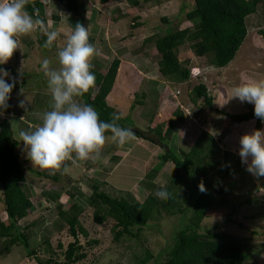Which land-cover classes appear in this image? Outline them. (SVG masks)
Masks as SVG:
<instances>
[{
	"label": "rangeland",
	"instance_id": "obj_1",
	"mask_svg": "<svg viewBox=\"0 0 264 264\" xmlns=\"http://www.w3.org/2000/svg\"><path fill=\"white\" fill-rule=\"evenodd\" d=\"M98 1L84 0L86 5L84 18L88 21L84 26L89 33V43L96 49V53L90 59L91 68L104 72L113 59L120 60L115 85L107 97V103L118 112L125 124L134 125L133 132L139 130V133L143 134L128 141L126 150L111 139H106L99 158L92 156L87 160L75 162L66 160L56 170L41 169L33 166L29 161L26 164L27 168L31 167L33 171L45 173L47 176L56 174L59 178L55 182L42 176H34L28 171L26 173L30 198L36 203L42 202L28 221L33 224L37 220L36 227L28 232L30 246L34 248L43 238H48L53 250L57 252V241L64 246L69 242L66 224L52 211L50 213L45 211L46 208L54 207L56 204L53 202L59 199L62 208L71 203L81 207L78 209L81 213L79 220L87 230L88 238L79 237L87 257L78 264H135L137 259L144 257L147 248L155 258L148 264H160L163 261L164 254L161 253L166 243L171 241L182 218L163 215L157 220L156 227L148 225L145 229L142 236L145 243L141 239L139 242L126 237L116 244L112 236L114 222L107 220L102 225H96L92 222L93 210L86 208L81 199L70 200L66 194L71 187H74L89 197L92 194V186L96 183L101 185L105 180L110 185L108 191L112 189L124 191L126 200L133 202L142 201L149 193L155 194L161 187L167 186L173 170L171 165L163 167L153 180L146 177L158 164L156 158L162 152L156 137L146 132L143 124L158 100L159 109L153 119L152 127L167 122L178 107L184 110L188 119L186 126L174 133L170 142L172 150L176 149L179 152L180 149H189L200 128L209 131L217 140L221 135L219 145L230 153L227 167L229 170H226L228 175L221 180L222 185L227 187L230 193L232 192L228 197L229 203L227 206L214 208L208 212L207 218L201 223L200 233H215L219 230L217 232L228 234L243 246L249 264H264V177L256 178L248 173L237 154L239 138L243 134L252 132L254 123H232L226 117L205 110L203 117L208 125L202 126L200 121L193 117L192 107L189 105L190 89L203 84L213 97L214 107L217 110L231 115L247 112L251 104L230 99L231 89L239 84L264 80V38L259 35L260 32H264V7H260L255 15L246 19L247 37L233 63L224 69L210 66L207 57H194L188 46L180 47L177 51L179 60L183 61V64L189 61L190 68L198 66L206 73L202 81L196 80L188 85H173L160 77L156 66L158 57L154 48L151 44L144 45L143 41L152 36L165 35L174 28L188 27L189 24L183 20L182 7L189 6L190 1L155 0L137 8H130L124 0H111L107 5H100ZM45 5L47 7L42 17L43 28L47 31H57L60 35L53 45L46 49H42L39 44V39H47L42 29L38 28L32 34L17 37L18 48L7 64L3 65L23 87L11 93L10 106L7 109V115L16 118L11 123L12 126L18 125V133L21 130H34L42 123L43 113L47 110L43 107L46 103H42V107L37 108L40 112L33 117L39 121L38 126L30 122L31 112L24 114L25 110L18 107V103L20 100H25L29 104L28 109L31 110L39 106L36 99L51 101L42 62L48 59L51 67L58 68V51L63 48L67 36L71 33L68 21L72 15L52 0ZM116 9L118 12L115 11ZM53 16L59 17V21H54ZM163 18L168 24L161 22ZM136 23H140L141 27L131 29ZM150 80L156 83H149ZM143 93L142 103L136 104ZM3 116L5 111L0 114V120ZM18 120L21 124L17 123ZM261 130H264V126ZM19 152L21 157L24 154L23 158H27L24 148ZM114 158H117V161H114ZM68 162L74 165L70 171L73 172L72 179H68L64 174L68 171ZM232 207L238 209L233 221L242 228L228 222L227 215ZM0 222H6L1 202ZM87 241H97L98 244L88 247ZM39 255L41 256V253ZM0 264H36V262L33 258H28L20 248L14 247L10 254L0 257Z\"/></svg>",
	"mask_w": 264,
	"mask_h": 264
},
{
	"label": "trees",
	"instance_id": "obj_2",
	"mask_svg": "<svg viewBox=\"0 0 264 264\" xmlns=\"http://www.w3.org/2000/svg\"><path fill=\"white\" fill-rule=\"evenodd\" d=\"M52 1L72 15L68 21L71 31L77 23L85 25L88 22L84 18L86 13L84 0ZM110 1L99 0L98 3L107 5ZM124 1L130 8H137L155 0ZM189 1V6L182 7L183 20L189 24L188 27L169 29L170 31L165 35L152 36L143 41L144 45L151 44L154 48L158 57L156 66L160 77L173 85H188L192 81L189 74L191 62L186 61L183 64V61L178 58L177 51L180 47L188 46L194 57H207L210 66L224 69L234 61L247 37L246 19L255 15L260 7H264V0ZM46 7L39 0H27L26 10L33 18L43 21ZM115 11L118 12L117 9ZM52 18L54 21H59L57 16ZM161 22L168 24L165 18ZM139 27L141 24L136 23L131 26V29ZM259 35L264 38V32H260ZM45 40L46 38L39 39L42 49H46L43 44ZM120 64L119 59H113L104 72L91 68L96 77L94 86L83 96L75 98L81 104L93 106L103 121H111L113 114H118L108 105L107 97L114 88ZM151 82L156 83L150 80L149 83ZM22 88L16 83L12 92ZM143 98L144 93L140 98H136L138 100L136 104L142 103ZM36 101L39 106L28 109L24 114L31 112L30 122L38 126L39 121L33 118L40 112L37 108L42 107V103H46L43 107L48 111L51 101L46 102L43 99H36ZM189 103L193 117L198 119L202 126L208 125L203 117L205 110L226 117L232 123L253 122L254 130L262 129L264 126V123L254 117L252 105H249L247 112L241 115H231L217 110L214 107L213 97L203 84L190 89ZM158 109L159 101L157 100L143 123L146 132L156 137L162 149L156 158L158 164L146 177L153 180L163 167L171 165L173 170L167 181L168 190L172 193L170 198L160 199L155 194L149 193L142 201L131 202L126 200L124 191L116 189L108 191L107 188L110 185L105 180L101 185L96 183L92 186V194L89 197L77 188L71 187L66 193L68 198L81 199L86 208L93 210L92 222L96 225H102L107 220L113 221L112 236L116 244L126 237L136 241L141 239L145 243L146 241L142 238L145 229L148 225L156 227L157 220L163 215L182 218L171 241L166 243L161 253L164 254V259L160 264H249L248 255L244 253L243 246L230 235L217 232L219 230L215 233H200L201 223L207 218L208 212L214 208L227 206L228 197L232 193L221 183L222 178L228 175L227 167L230 160V153L219 145L221 135L217 137V140L209 131L199 128L192 146L187 150L180 149V153L173 149L176 150L175 152L170 148V142L173 140L174 133L186 126L188 119L184 110L178 107L172 112L167 122L152 127ZM7 113L8 110L0 120V202L6 216V222H0V257L10 254L14 247H18L28 258H33L36 264H78L87 257L79 237L87 239L88 232L79 220L81 213L78 209L81 207L76 203L62 208L57 198L58 200L53 202L56 207L48 204L52 208L45 210L47 213L52 211L60 221L66 224L70 237L66 246L57 241L56 252L48 238H43L42 242L34 248L30 246L28 232L36 227L37 220L33 224L28 221L31 215L37 212V207L41 206L42 202H38V205L30 198L26 173L28 171L34 176H42L55 182L59 178L56 174L47 176L45 173L35 172L31 167H26L30 160L23 158L24 154L21 157L19 151L23 150L24 146L18 135V125L12 126L11 123L16 118L9 117ZM17 123L21 124L19 120ZM118 124L130 129L134 127L133 124H125L123 119H120ZM137 131L134 132V137L143 134ZM110 135V132L106 133V136L110 137ZM121 147L126 150L127 143ZM114 161H117V158H114ZM68 163V171L64 174L68 179H72L73 172L70 171L74 165L72 162ZM200 185L207 190L201 191ZM223 196L225 197L217 199ZM228 213V222L236 225L233 217L238 213V209L232 207ZM236 226L242 228L240 225ZM86 243L88 247L98 244L97 241ZM153 259H155L154 256L147 248L144 257L137 259L135 264H148Z\"/></svg>",
	"mask_w": 264,
	"mask_h": 264
},
{
	"label": "clouds",
	"instance_id": "obj_3",
	"mask_svg": "<svg viewBox=\"0 0 264 264\" xmlns=\"http://www.w3.org/2000/svg\"><path fill=\"white\" fill-rule=\"evenodd\" d=\"M27 0H0V114L8 109L11 93L17 80L3 67L18 48L17 37L32 34L38 28L47 36L45 48H50L60 35L57 31H47L43 21L33 18L26 10ZM96 53L89 43L87 28L77 23L67 36L62 49L58 51L59 67H51L48 59L42 62V70L47 78L51 94L50 110L43 113L42 123L34 130L19 131L26 157L33 166L41 169H59L66 160L84 161L100 157L106 139L123 146L135 133L130 128L121 127V117L113 114L111 121H103L91 105L77 102L94 86L96 77L92 73L90 59ZM203 68H190V81H202ZM253 106V115L264 123V80L243 83L232 87L230 99ZM18 107L28 111L29 104L20 100ZM110 132V137L106 133ZM238 156L246 171L256 178L264 177V130L256 129L239 138ZM200 190L204 191L203 185ZM157 198H170L167 186L155 193Z\"/></svg>",
	"mask_w": 264,
	"mask_h": 264
},
{
	"label": "built area",
	"instance_id": "obj_4",
	"mask_svg": "<svg viewBox=\"0 0 264 264\" xmlns=\"http://www.w3.org/2000/svg\"><path fill=\"white\" fill-rule=\"evenodd\" d=\"M42 4H47V2H49V0H39Z\"/></svg>",
	"mask_w": 264,
	"mask_h": 264
},
{
	"label": "crops",
	"instance_id": "obj_5",
	"mask_svg": "<svg viewBox=\"0 0 264 264\" xmlns=\"http://www.w3.org/2000/svg\"><path fill=\"white\" fill-rule=\"evenodd\" d=\"M233 63V62H232Z\"/></svg>",
	"mask_w": 264,
	"mask_h": 264
}]
</instances>
